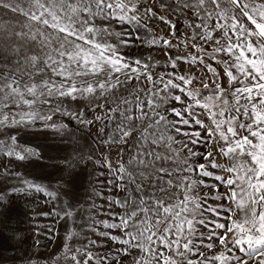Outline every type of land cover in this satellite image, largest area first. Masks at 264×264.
I'll use <instances>...</instances> for the list:
<instances>
[{
  "label": "snow or ice",
  "instance_id": "6c2138e0",
  "mask_svg": "<svg viewBox=\"0 0 264 264\" xmlns=\"http://www.w3.org/2000/svg\"><path fill=\"white\" fill-rule=\"evenodd\" d=\"M7 261L264 264V0H0Z\"/></svg>",
  "mask_w": 264,
  "mask_h": 264
},
{
  "label": "rangeland",
  "instance_id": "374dc122",
  "mask_svg": "<svg viewBox=\"0 0 264 264\" xmlns=\"http://www.w3.org/2000/svg\"><path fill=\"white\" fill-rule=\"evenodd\" d=\"M37 143H43V138L40 137L37 139L36 141ZM87 181H88V175L87 172H84L81 175V181H80V187H79V194L81 196L85 195V189L87 188ZM84 187V188H83ZM28 211V205L26 204V201L24 199L19 200L16 205L14 206V211L11 214V219L9 221V227L12 229H22L23 230V234L26 236H31L32 238H30L27 241V244L25 245V247L31 246L33 244L34 239L36 238L34 235H32V233L30 232V228L32 227L29 223L28 217H26L24 215V213ZM51 221H46L43 218H41L40 223H50ZM5 237L11 235V232L8 229H5L4 232ZM40 239V243L41 245L46 244L47 241L44 239V236L41 235L39 237ZM11 243H15L14 240L12 241H7L5 240V244H11ZM55 247V242H53L52 244H49L47 251H51L53 248ZM35 250V249H34ZM40 251H45L44 248H40ZM12 251H8L5 253V255H12ZM5 264H11L10 261L5 262Z\"/></svg>",
  "mask_w": 264,
  "mask_h": 264
}]
</instances>
